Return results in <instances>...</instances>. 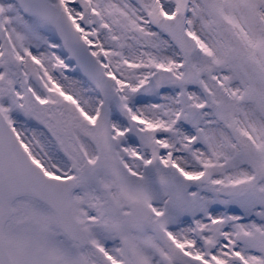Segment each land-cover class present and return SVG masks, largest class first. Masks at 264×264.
<instances>
[{
    "label": "snow or ice",
    "instance_id": "6c2138e0",
    "mask_svg": "<svg viewBox=\"0 0 264 264\" xmlns=\"http://www.w3.org/2000/svg\"><path fill=\"white\" fill-rule=\"evenodd\" d=\"M0 264H264V0H0Z\"/></svg>",
    "mask_w": 264,
    "mask_h": 264
}]
</instances>
